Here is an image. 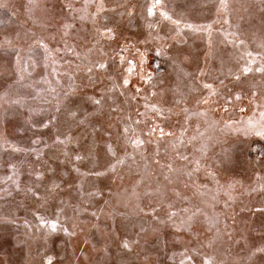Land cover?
Instances as JSON below:
<instances>
[{
  "label": "rangeland",
  "instance_id": "1",
  "mask_svg": "<svg viewBox=\"0 0 264 264\" xmlns=\"http://www.w3.org/2000/svg\"><path fill=\"white\" fill-rule=\"evenodd\" d=\"M224 2L0 0V264H264V0Z\"/></svg>",
  "mask_w": 264,
  "mask_h": 264
},
{
  "label": "snow or ice",
  "instance_id": "2",
  "mask_svg": "<svg viewBox=\"0 0 264 264\" xmlns=\"http://www.w3.org/2000/svg\"><path fill=\"white\" fill-rule=\"evenodd\" d=\"M160 3H161V0H155V5H153V6L159 5ZM226 6H227V5L225 4L224 0H221V7L223 8V7H226ZM148 13H149V15L152 14V8H151V7L148 9ZM161 15H162L165 19H170V17L167 16V13L162 12ZM188 27H192V26H191V25H188ZM121 59H123V57H121ZM129 63H131V61H129ZM99 66H100V67H104L103 64H101V65H99ZM129 70H130V69H129ZM257 70L260 71V69H257ZM244 71H245V72H248V71H250V69H249V68H245ZM124 83H125V84L128 83L127 79L124 80ZM206 87H208V85H206ZM96 103H99V101H96ZM261 115H262V117H264V113H262ZM45 126H46V125H45ZM261 134H264V132H257V135H261ZM61 143H63V142L61 141ZM134 143H139V141H134ZM77 159H79V157H77ZM29 191H31V189H29ZM52 226H53V228H55V224H53ZM124 246L127 247V244L125 243ZM260 251H264V249H261ZM204 264H210V262H209L208 260H205V261H204Z\"/></svg>",
  "mask_w": 264,
  "mask_h": 264
}]
</instances>
